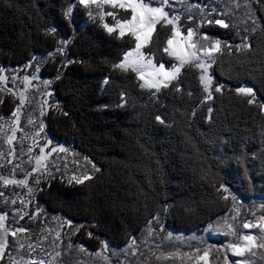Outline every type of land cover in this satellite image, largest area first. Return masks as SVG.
<instances>
[{
    "label": "trees",
    "instance_id": "16d2710c",
    "mask_svg": "<svg viewBox=\"0 0 264 264\" xmlns=\"http://www.w3.org/2000/svg\"><path fill=\"white\" fill-rule=\"evenodd\" d=\"M248 7L246 24L201 29L231 47L214 56L212 99H205L200 73L191 66L154 94L142 89L131 71L114 69L134 42L109 35L98 19L87 21L78 0H0L3 66L26 65L33 56L55 51L57 41H69L61 45L65 56L58 52L40 68L59 103L47 112L46 131L84 154L97 170L81 185L49 179L36 199L77 226L74 244L97 253L105 241L134 261L141 253H132L130 241L137 243L149 221L156 222L154 216L164 229L206 242L216 233L206 231L210 224L233 221L232 208L243 222L264 205V113L259 108L264 103V0H248ZM111 11L124 18L120 10ZM168 34L166 26L153 31L145 51L155 54L154 63L173 62L160 51ZM244 36L250 47L237 52ZM241 86L253 89L251 105L235 92ZM15 104L7 97L0 116L11 114ZM222 184L229 190L227 199L220 195Z\"/></svg>",
    "mask_w": 264,
    "mask_h": 264
},
{
    "label": "snow or ice",
    "instance_id": "6c2138e0",
    "mask_svg": "<svg viewBox=\"0 0 264 264\" xmlns=\"http://www.w3.org/2000/svg\"><path fill=\"white\" fill-rule=\"evenodd\" d=\"M174 2L180 4V11H177L173 7ZM79 4L89 10L88 15L90 17L95 18V16L98 15L101 26L109 35H115L117 39L130 37L134 42L127 51L123 52L122 58L119 62L113 64L114 69H120L125 72L131 71L135 74L142 88L159 92L162 88H168L173 81L178 80L183 68L191 66L197 69L200 73L199 81L203 92L205 93V99H212L211 88L213 86V77L210 73V65L214 60V54L220 52L222 49H226L231 52V47L227 44V42H222L218 38H213L211 35L202 32L201 29L205 25L211 24L217 25L220 28H227L229 25L222 18L225 13L217 12L215 8H213L210 13L206 11V8L200 3H192L188 2V0H79ZM229 4L235 8L241 7L238 0H229ZM105 6H107L108 9L126 10V18L121 19L117 17L115 12L105 10ZM243 6L248 7V0H245ZM93 8L96 10L95 13L91 11ZM170 8L172 9L171 11H169ZM196 10L199 12L198 16H194L192 14ZM71 11L72 8L69 7L64 12L65 19H69ZM212 13H215V16H213ZM106 16H111L114 23H107L105 21ZM184 17H186L188 21L193 22L192 26L185 25L183 19ZM157 25L170 28V34H168L167 38L163 41L162 47L160 48V51L172 58L173 62L170 66L163 62L158 64L154 63L153 59L155 54H150L145 51V49L150 46L152 34ZM55 31L56 29L54 27L49 29L50 33H55ZM68 42L69 41L66 39L57 41L56 51L59 52L60 55H66L65 49L64 47H61V45L66 46ZM241 47L246 50L249 49L250 45L247 36L242 38L240 44L235 45V50L239 52ZM51 55L52 53L50 52L49 56ZM35 60L36 57L33 56L32 60L25 65V69L27 70L28 65L35 62ZM70 62L71 61H69V63ZM36 71H39L38 66ZM57 78H59V76H57ZM16 79L17 77L14 75L13 81ZM22 79L25 84V91L17 93V91L14 90L15 85L6 89L0 88V92L6 91L7 93L12 94L14 98L17 95L19 96V103L11 113L10 124L6 126L2 122L3 117H0V133H3L5 137L4 143L9 145L10 149L16 140L15 134L19 131L17 125L20 123L21 109L26 103H30V101L26 99V90L30 87L29 81L32 79H38V77L35 73H33L31 77L25 75ZM105 82H107V78L105 79ZM43 83L47 86L49 81L44 80ZM3 84H5V76L3 70L0 69V85ZM214 86L216 92L222 91L220 85L216 84ZM177 90H179L178 87ZM235 92L238 95L248 97V104L251 105L253 103L254 93L251 87H237L235 88ZM47 95L48 93L45 91L44 97L46 98ZM121 97L123 102V93H121ZM47 107L48 105L45 102V104L41 107V116L44 115V110ZM51 107H55V105H51ZM259 108L260 111L264 113V103H261ZM209 111H211V109H209ZM33 119L34 118L30 119L28 123L31 124ZM156 120L163 123L159 115L156 116ZM43 129L44 123L40 122L39 129L34 133V135L39 137ZM50 143L51 141H46L44 144L39 146L40 155L35 156V162L31 169L32 173H36L39 169L44 168L46 166L45 162L47 157L53 153L69 152L64 145L53 146L49 152H46L45 149L48 148ZM27 151L28 153H32L31 144L27 148ZM12 155L13 152L10 150L8 152L9 163H11ZM92 167L95 168V165H92ZM29 175L30 174L25 175L23 178H16L14 175L11 177L0 175V186L6 187L17 185L29 187ZM40 179H44V177L41 176L36 179L34 183L39 185ZM88 179H91V176L86 173L73 175L71 177V180L75 181L76 184H81L84 180ZM220 188L222 190L220 193L222 199H227L230 195L228 188L223 184ZM29 191H31V188H29ZM0 195H3V193H0ZM231 198L233 201L236 200L234 195H232ZM21 202L23 203V200H21ZM24 206L27 207V205ZM261 208L264 209V205H261ZM15 214L17 213L14 210V215ZM238 215L239 214L234 211V219ZM31 216H36V212H32ZM152 219L157 221V223L159 222L158 216H154ZM5 220L6 217L4 215H0V257H2L10 243L6 239L7 236L13 237L14 242L18 234H23L27 231L24 227L16 226L13 228L6 225ZM65 223L71 224V221H65ZM237 223L225 220L224 223L217 224L215 226L210 224L208 229H206V231L214 230L215 232L229 238L228 242L220 247H217L216 245H204L202 249L191 248V255L189 252L181 254L180 250L177 248L172 251L155 254L156 259H163L167 261L169 259H181V257H183L188 264H212V261H210V256L213 255L211 250L215 248L217 254H224L222 261L220 260L219 255L214 256V259L220 262V264H229V254H231V257L240 258L236 259L234 264H254V261L250 259V257H256L258 250L264 252V214L257 217L255 221L245 219L242 225H239L240 228L249 230L247 232L239 231ZM153 230L154 226L152 225V222L149 221V236L152 234ZM251 230H258V232ZM41 239H43V237H41ZM197 243L201 242L197 241ZM101 244L105 249L107 248V243L105 241H101ZM133 244H135V240L130 241V245ZM20 247L22 248L23 245H20ZM31 247L32 245L29 244V248ZM57 255L59 254L57 253ZM260 258L264 259V256H261ZM12 264H44V262L43 260L37 261L35 256H32V258L27 261H24L23 257L20 258L19 262L16 259H13Z\"/></svg>",
    "mask_w": 264,
    "mask_h": 264
},
{
    "label": "rangeland",
    "instance_id": "374dc122",
    "mask_svg": "<svg viewBox=\"0 0 264 264\" xmlns=\"http://www.w3.org/2000/svg\"><path fill=\"white\" fill-rule=\"evenodd\" d=\"M244 2L245 0H238V3L241 5L239 8L232 7L229 4V0H213L210 3L203 2L200 4L210 13L213 8H215L217 12L225 13L222 18L226 22L241 25L246 24L248 20H251V12L249 7L243 6ZM81 7L85 9L83 6ZM173 7L177 11L181 10L179 3L174 2ZM107 8L108 7H105V9ZM85 10L88 15L89 10ZM110 10H120L122 14H124V18H126L127 13L124 9ZM171 10L172 9L170 8L169 11ZM91 11H93V13L96 12L94 8L91 9ZM192 14L198 16L199 12L196 10ZM212 15L215 16V13H212ZM117 17L119 16L117 15ZM107 18L112 21V23L109 24L114 23L111 16L105 17L106 22ZM90 19L99 20V17L96 15L95 18H92L88 15L87 21H90ZM57 53L58 52L55 50L52 52L51 56H49V54L36 56L35 62L28 65L27 70L25 69V65L5 67L0 63V69L3 70L5 76V84L0 85V88L6 89L15 85L14 90L19 93L20 91H25V84L22 79L23 76L28 75L31 77L33 73H35L38 77V79H32L29 81L30 87L26 90V99L30 101V103H26L21 109L20 123L17 125L19 131L15 134L16 140L11 149L9 145L4 143L5 137L3 133H0V175L9 177L14 175L16 178H23V176L30 174L28 181L29 187L17 185L6 187L0 186V193H3V195H0V215L6 217V225L13 228L20 226L27 230L23 234H18L14 242L13 237H6L10 243L2 257H0V264H12L13 259H16L19 262L21 257H23L24 261H27L31 259L32 256H35L37 261L43 260L44 264H188L183 257H181V259L173 258L165 261L163 259L157 260L155 254L172 251L178 248L181 254L189 252L191 255V248L202 249L204 245H216L217 247H220L227 243L229 238L217 232L205 242L204 238L199 236H185L182 233L168 231L156 221L153 223L154 230L150 236L148 235L147 228L142 236L139 237L137 243L131 245L132 253H141L139 259L134 261L126 260L120 255L121 253L119 251L115 249L110 250L108 247L106 249L103 247L97 252L99 254H97L89 252L79 243H77V245L74 244V237L78 233L77 226L72 222L71 224L65 223V221L68 220L62 218L58 214L49 213L36 199L37 192L42 188L43 184L48 182L49 179L57 177L65 185H71L76 184L75 181L71 180L73 175L86 173L92 177L97 170L96 167H92V164L89 163L87 157H85L80 151L69 145L60 143L47 134L45 123L47 112L48 110L58 107L59 103L53 93L51 80L41 76L40 68L47 60H51ZM216 54L217 53H215L214 56ZM37 66L39 67L38 72L36 71ZM14 75L17 77L15 81H13ZM44 80L49 81L47 86L43 83ZM142 89L152 91L153 94L156 93L155 90L147 88ZM45 91L48 93L46 98L44 97ZM7 97H10L13 102L16 103L14 107L16 108L19 103V96L17 95L14 98L12 94L7 93L6 91L0 92V104H2ZM45 102L48 107L45 108L44 115L41 116V107ZM51 105H55V107H51ZM0 117H3L2 122L6 126L10 124L11 114L1 115ZM32 118H34L33 122L29 124L28 121ZM40 122L44 123V129L39 137H37L34 133L39 129ZM46 141H51L48 148L45 149L46 152H49L53 146L58 145H64L69 152L53 153L47 157L45 162L46 166L44 168L39 169L36 173H32L31 169L35 162V156L40 155L39 146ZM30 144L32 146V153H28L27 151ZM10 150L13 152L11 163L8 162V152ZM41 176H43L44 179H40L39 185L35 184L34 181ZM29 188H31V191H29ZM21 200H23V203ZM24 205H27V207ZM14 210L17 213L15 215ZM232 211L233 213L235 211L239 214V210L236 208H232ZM32 212H36V216H31ZM262 214H264V209L260 206L248 215V220L255 221L256 218ZM237 218L239 219L241 217H236L235 219L233 217V221L231 222H238V230L243 232L249 231L239 227L244 221L240 222ZM251 231L258 232V230ZM41 237H43V239H41ZM197 241H200L201 243H197ZM29 244L32 245L31 248H29ZM20 245H23V247L21 248ZM211 252L213 254L210 256L212 264H220V262L214 259V256L219 255L220 260L222 261L224 254H217L215 248H213ZM57 253L59 255H57ZM229 256V264H234L236 259H240L239 257H231V254H229ZM261 256H264V252L258 250L257 256L250 257V259L254 261V264H264V259H261ZM117 258H119L118 260L125 261L119 262ZM126 258L130 259V257Z\"/></svg>",
    "mask_w": 264,
    "mask_h": 264
},
{
    "label": "crops",
    "instance_id": "0c3cea01",
    "mask_svg": "<svg viewBox=\"0 0 264 264\" xmlns=\"http://www.w3.org/2000/svg\"><path fill=\"white\" fill-rule=\"evenodd\" d=\"M105 7H107V6H105Z\"/></svg>",
    "mask_w": 264,
    "mask_h": 264
}]
</instances>
